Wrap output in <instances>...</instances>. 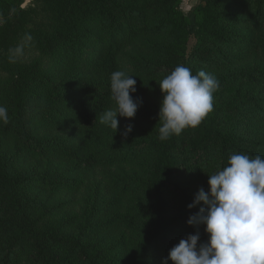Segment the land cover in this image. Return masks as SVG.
Segmentation results:
<instances>
[{"label": "trees", "instance_id": "trees-1", "mask_svg": "<svg viewBox=\"0 0 264 264\" xmlns=\"http://www.w3.org/2000/svg\"><path fill=\"white\" fill-rule=\"evenodd\" d=\"M233 2L238 7L232 28L225 21L232 12H225L221 0H204L200 19L192 25L181 16L163 24L142 23L140 12L134 16V10H125L115 0L50 1L55 29L36 35L40 55H56L54 64L60 70L70 64L80 67L52 70L62 76L53 83L51 72L44 74L37 61L2 64L8 77L0 83V105L5 103L9 122L0 123V264H162L169 249L187 235L199 231L198 245L207 241L204 225L186 223L202 206L187 207L195 193L208 191V174L227 166L232 153L264 157V0ZM230 43L229 59L242 61L238 71L218 81L221 86L232 83L234 95L227 102L213 101V110L197 127L161 141L162 121L157 120L149 135L125 144L119 120L114 134L99 122L103 111L115 104L112 72L134 75V99L156 95L162 100L158 82L177 65L196 74L201 64L228 59L222 47ZM32 86L36 98L44 101L34 109L27 107ZM250 87L256 93L245 105L238 98ZM226 114L245 122L241 132L225 126ZM35 121L56 123L65 135L39 136ZM39 156L48 158L42 166L44 178L35 172ZM52 156L61 160H49ZM144 161V178L107 181L109 189L95 194L99 204L85 220L56 227L44 222L39 210L42 182L60 181L61 176L77 189L85 173L112 169L121 177L124 167H139ZM16 163L21 168L14 170ZM54 170L56 175H45ZM103 199L120 205L123 212L104 210Z\"/></svg>", "mask_w": 264, "mask_h": 264}, {"label": "clouds", "instance_id": "clouds-1", "mask_svg": "<svg viewBox=\"0 0 264 264\" xmlns=\"http://www.w3.org/2000/svg\"><path fill=\"white\" fill-rule=\"evenodd\" d=\"M134 75L117 70L110 75V93L116 107L103 111L99 122L118 130L117 116L134 118L141 104L131 93L136 92ZM163 94L160 102L158 138L161 141L180 135L186 128L197 127L213 110V93L218 79L203 70L177 65L158 82ZM9 122L8 109L0 105V123ZM132 125H126L127 136ZM208 191L195 193L189 209L202 202L199 210L186 223L204 225L208 234L201 242L199 231L182 238L168 251L162 264H264V157L234 152L227 166L208 174Z\"/></svg>", "mask_w": 264, "mask_h": 264}, {"label": "rangeland", "instance_id": "rangeland-1", "mask_svg": "<svg viewBox=\"0 0 264 264\" xmlns=\"http://www.w3.org/2000/svg\"><path fill=\"white\" fill-rule=\"evenodd\" d=\"M51 0H0V83L7 79L8 73L2 68L3 62L14 63L17 66H26L27 64L38 62L40 68L46 73L47 76L50 73L51 77L54 79L53 83H58L62 76L59 74H53L52 70L59 72H64L65 70L77 69L78 65H65L63 68L58 69L54 64L56 55L54 56H42L39 52V44L36 35L40 32H50L54 31V18L52 12L49 10ZM115 0L116 3L122 4V8L125 10H134L132 15L136 16L138 19L145 23V21L152 20L153 24H163L167 20L181 16L188 25L196 23L200 19L199 6L204 0H169V3H165V0ZM221 3L225 6V12L227 9L232 13H229L225 18L226 22H229L230 26L233 28V24L236 20L237 7L233 0H221ZM113 7V6H111ZM139 10V11H138ZM152 15L154 17H152ZM165 26V24H164ZM230 30H234L231 29ZM231 43L227 47H222V52L225 53L228 59H216V61H211L199 65L200 69L206 73L214 75L217 79L223 75L231 74V72H236L239 62L242 59L235 62L232 59L231 53L233 49ZM237 60V59H236ZM41 74V75H44ZM232 84V83H231ZM230 83L227 85H219V89L213 93V101L215 103L227 102L232 99L234 95L235 88ZM41 92H45L46 84L42 83L39 85ZM33 87V86H32ZM37 88L33 87L35 90L32 94V100L27 103V107L31 105V108H38L44 104L43 100H38L36 98ZM47 89V88H46ZM49 89V88H48ZM47 89V90H48ZM256 93L255 87H250L248 90H244L239 95L238 100L245 101L244 104L247 105L249 101H252ZM141 101L134 118H126L117 116V119L123 124L124 129L126 125H132V131L124 137L126 141L125 144H129L130 139L138 138L149 135L151 131L157 128V108L160 107V97L152 96L148 99H139ZM50 101V98L49 100ZM5 105V103H4ZM3 105V106H4ZM116 104L112 105L109 109H114ZM30 120H37V116L33 119L32 115H29ZM225 126L228 128H235L237 132H241V129L245 122L240 119V117L235 115L226 114L224 117ZM38 124L39 136L51 135H65V131L62 128L58 129L56 123H40ZM241 126V127H240ZM141 136V137H140ZM45 139V138H44ZM43 139V140H44ZM50 140V139H47ZM133 142V141H132ZM130 142V144H132ZM127 150H124L126 152ZM40 158L36 166L35 172L39 173L41 178H44L42 172V166L48 160V158ZM61 160L56 157H49V160ZM146 161L142 162L139 167H124L121 177L119 175H114L110 170L95 169L92 173H85L80 180V187L74 189L71 187L69 182H63L61 176L58 177L60 181L42 182L39 185L41 189L42 198L39 199V203L42 205L40 207V212L45 215L44 222L46 224L52 225L54 227L65 224L72 220H85L87 216L91 213L92 209H95L96 205L99 204L96 200L95 194H100L109 189V185L106 182L110 180H116L120 178H130L131 180L137 179L141 181L144 178ZM137 165V164H135ZM21 168L20 164H14V170ZM32 169V168H31ZM118 173V171H115ZM46 176L56 175L55 170ZM72 179V177H68ZM30 191V189H28ZM106 201L103 199L102 202ZM106 203V205H105ZM109 201L104 202L102 207L104 210H116V212H123V208L118 205L116 207L115 203L109 205ZM107 208V209H106ZM93 212V211H92ZM66 226V225H64ZM103 245H100V248ZM105 250V248H102ZM109 258L110 256L107 255ZM104 260L106 258L103 257Z\"/></svg>", "mask_w": 264, "mask_h": 264}]
</instances>
